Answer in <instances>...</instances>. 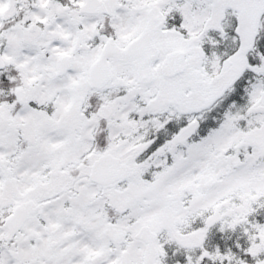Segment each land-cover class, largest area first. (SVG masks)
I'll use <instances>...</instances> for the list:
<instances>
[{
	"label": "rangeland",
	"instance_id": "rangeland-1",
	"mask_svg": "<svg viewBox=\"0 0 264 264\" xmlns=\"http://www.w3.org/2000/svg\"><path fill=\"white\" fill-rule=\"evenodd\" d=\"M101 1L107 18L81 14L86 0H0V264H117L122 248L106 250L103 234L109 209L114 226L133 236L144 225L179 234L188 224L225 236L264 204V38L255 44L264 0ZM152 5L168 17L154 39L155 82L139 85L132 64L112 60L111 83L92 90L89 68L103 45L113 38L124 47L138 36ZM175 51L185 54L183 73L168 80L160 66ZM64 55L72 71L56 78ZM118 91L124 96L115 98ZM103 151L130 167L122 188L90 181ZM75 169L84 178L63 193L79 177ZM210 179L217 184L206 192ZM30 200L38 211L9 241L5 214ZM249 230L240 233L264 240V225ZM135 244L125 245L139 264Z\"/></svg>",
	"mask_w": 264,
	"mask_h": 264
},
{
	"label": "water",
	"instance_id": "water-1",
	"mask_svg": "<svg viewBox=\"0 0 264 264\" xmlns=\"http://www.w3.org/2000/svg\"><path fill=\"white\" fill-rule=\"evenodd\" d=\"M98 4L97 8L95 0H89L88 5L83 8V12L90 13H105L106 9L103 5ZM165 20L158 8L153 7L149 12V21L142 34L133 40L128 47L124 49L118 48L113 40H110L104 47V51L100 58L90 68V87L101 89L112 80V73L108 60L115 58L122 62H132L137 70L138 80L141 84H149L154 81L153 64L157 61L160 50L154 45V36L159 33L164 26ZM184 55L181 52H173L166 56L161 71L165 77L172 78L182 72V62ZM0 65L1 62H0ZM3 66V65H2ZM72 67L71 57H63L59 60L57 66V76L64 75ZM16 97L20 105L25 103V95L22 90H18ZM129 174V169L126 165L121 164L119 159L111 155L101 157L92 167L91 179L99 184H111L118 180L125 179ZM214 185L213 181L207 184L206 188H211ZM36 210L32 204H25L19 207L15 214L12 215L7 225L10 227V238L18 232L28 220L30 215ZM106 234L111 237H116L119 232H116L112 227L106 228ZM138 238L152 244L155 237L148 229H143ZM146 260H149L146 257ZM122 264H128L127 260Z\"/></svg>",
	"mask_w": 264,
	"mask_h": 264
},
{
	"label": "flooded vegetation",
	"instance_id": "flooded-vegetation-1",
	"mask_svg": "<svg viewBox=\"0 0 264 264\" xmlns=\"http://www.w3.org/2000/svg\"><path fill=\"white\" fill-rule=\"evenodd\" d=\"M58 1L67 3V0ZM0 31H3L1 27ZM231 236H223L209 225H187L179 234H172L175 245L170 246L174 242L166 240L158 246L160 264H264V240L249 239L245 235L232 240ZM140 247L136 249L140 253L139 264H142L145 245ZM129 253L131 264H134L133 254L130 250Z\"/></svg>",
	"mask_w": 264,
	"mask_h": 264
},
{
	"label": "trees",
	"instance_id": "trees-1",
	"mask_svg": "<svg viewBox=\"0 0 264 264\" xmlns=\"http://www.w3.org/2000/svg\"><path fill=\"white\" fill-rule=\"evenodd\" d=\"M263 41L262 40H260L259 42H258V44H260L261 45V43H262ZM250 71H252L250 68L248 69V73L250 72ZM254 72V71H253ZM208 122H210V121H208ZM157 138L158 139H160V137L159 136H157ZM102 139L104 140V136L102 137Z\"/></svg>",
	"mask_w": 264,
	"mask_h": 264
},
{
	"label": "bare ground",
	"instance_id": "bare-ground-1",
	"mask_svg": "<svg viewBox=\"0 0 264 264\" xmlns=\"http://www.w3.org/2000/svg\"><path fill=\"white\" fill-rule=\"evenodd\" d=\"M73 212H74V209H70L69 210V216H72Z\"/></svg>",
	"mask_w": 264,
	"mask_h": 264
}]
</instances>
